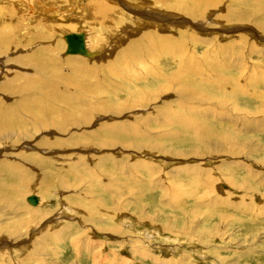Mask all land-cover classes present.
<instances>
[{"label": "rangeland", "instance_id": "obj_1", "mask_svg": "<svg viewBox=\"0 0 264 264\" xmlns=\"http://www.w3.org/2000/svg\"><path fill=\"white\" fill-rule=\"evenodd\" d=\"M175 1L0 0L7 7L0 9V109L11 110L0 118V175L4 163H13L24 169L19 185H26L18 200L0 205V264H264V0L193 6L198 14ZM229 9L241 17L223 19ZM104 10L108 16L101 18ZM72 32L84 33L90 56L66 54L64 36ZM143 32L170 35L168 52L182 54L186 69L223 74L243 92L228 88L224 104L220 94L200 102L181 98L174 77L159 76L161 89L146 100L128 101V91L116 88L112 101L109 90L121 78L99 70L81 79L106 91L89 94L80 106L90 99L99 107L86 122L72 124L69 105L84 90L66 83L74 75L66 61L111 63ZM39 50L61 63V77L51 78L55 88L48 91L54 110L40 117L28 108L37 94L25 90L50 82L31 64ZM118 70L143 74L124 64ZM175 101L183 102L182 110H173L187 121L204 119L213 134L231 135L233 143L215 135L193 143L176 133L159 113ZM98 197L103 206L92 201ZM86 207L97 212L88 216ZM131 220L146 226L135 230Z\"/></svg>", "mask_w": 264, "mask_h": 264}, {"label": "bare ground", "instance_id": "obj_2", "mask_svg": "<svg viewBox=\"0 0 264 264\" xmlns=\"http://www.w3.org/2000/svg\"><path fill=\"white\" fill-rule=\"evenodd\" d=\"M154 1H156V0H154ZM162 1L164 2V0H162ZM242 1H248V0H242ZM261 1L262 0H253V2H256L258 4H260ZM220 2H221V0H176L175 3L172 5L173 6L175 5L179 8H182L183 10H186L191 14L192 13L198 14V13H200V9L198 7L193 8V6H196V5H198V6L199 5L209 6L210 4L215 5V4H218ZM1 4L2 3H0V5ZM0 9H7V7H0ZM94 10H96V8H94ZM104 12H105V10L103 11V14H104ZM4 15H8V17L14 16L10 13L9 10H6L4 12ZM94 16L96 17V14H94ZM104 16H108V14L101 15V18H103ZM239 17H241V15H239V13L235 9H229L224 14L223 19L232 20L234 18H239ZM38 21L40 22L41 20L38 19ZM103 22L104 21L102 19L101 21H99V24L103 25ZM82 35H84V33H82ZM64 37H65L66 47H67V39H66V36H64ZM170 40H171V37H170V35H167V34H163V33L152 34V33L143 32L133 42H131L132 40H130L127 43V45H125L123 47V49L119 50V52H117L118 54L116 55L113 62L106 63L103 66H101V65H99V66L98 65H89L86 62L80 60L79 58L70 57V59H68L66 61V64L68 67H70V70L72 72H74V75L73 76L71 75L70 77L66 78L67 80H65V81L69 85L75 83L74 86L77 89L84 90V95L79 94L77 99L72 100V102L69 105L71 107L70 112L72 113V115H74L72 124L75 120L79 121L81 123L86 122L88 119V116L90 114V111L94 110V108L99 107V106L95 105L93 102H91L90 99H88L90 104L88 106H86L85 109H82L80 107V106H83L86 104L84 100H85V98H87V96L89 94L95 95L97 93V91H99V90L100 91H102V90L106 91L107 88H105L104 86H102V88H96L94 81L93 82H91V81L86 82L84 79H81L82 74L88 75V73H96L99 70L105 71V74H106V72L117 74L121 78V83H119L120 85L119 86H116V85L112 86L111 89L109 90V91H111L110 92L111 95H113L111 97L112 101H115L114 99L117 96V94L115 92L116 88H120V90H123V91L124 90L128 91V95L130 97V99H128V101H132L134 103H139V102H142L143 100H146L147 94L150 95V94L156 93L159 89H161L160 84L158 86L156 85V81L158 80L159 76L174 77L175 79H177L179 85L182 88V91L180 93L181 98H184V96H186L185 98L191 97L190 99H196L197 98L200 102L208 101V98H211L214 95H215L214 97L218 98L216 95L220 94L222 96V98L219 101H222V103L224 104V103H226V98H227V93L224 95V92L228 91V88H230V90H239L240 92H243V89L241 87H239V88H236L235 86L230 87V85H228L226 83V80H225L223 74L220 76L215 75V76L210 77V76H208V72L204 69H197V68L186 69L185 68V60H184L182 54H177V53L172 54V53L168 52V48L171 46ZM95 43H97V42H95ZM84 47L86 49L85 35H84ZM94 47H96V46H93L92 48H94ZM66 54H70V52L66 51ZM71 54H81V55H89V56L91 55L89 52H85V54L73 52ZM30 58H31L30 59L31 64L34 67V71L36 73H38L41 77H44V78L50 80V82H48V83L36 81V83L33 86H29L30 88L28 86H27V88H25V90H29V91L37 94V100L35 102L31 101L28 105V108H30V110H33L34 108H36L37 114L40 117L41 115L47 113L49 110H54V108L50 105L52 103V97L48 91H54V88H55V86H54L55 83H53L51 81V78L54 75H58L61 77V74L58 72L60 67H61V63H60V61L57 60L55 55H53V56L43 55L42 50L35 51ZM158 63L162 64V67H163L162 69L165 71L164 74H161V72H159V70L161 68L157 71V69L159 67L158 68L155 67L156 66L155 64H158ZM114 64H117V65L115 66ZM123 64L127 68L138 67L139 70H143V74H141V76H138L137 74H133V72L129 73L128 71L122 73L120 70H118V66L123 65ZM172 68H173V71H172ZM227 70H228V68H227ZM230 70H231V68H230ZM232 71H234V70H232ZM226 76H228V75H226ZM232 77H234V76H232ZM209 86H210V88H212V90L209 88ZM13 87L14 86L12 85L11 82L6 84V88L8 90H12ZM232 92H231V94L234 95V93H232ZM86 93H88V94H86ZM244 93H245V91H244ZM55 95L62 96V94H55ZM236 95H238V93L237 94L235 93V97H236ZM242 95H244V94H242ZM247 96H249V95H247ZM230 98L233 101L232 97H230ZM244 98H245V96H244ZM228 99H229V97H228ZM86 102H88V101H86ZM173 102L164 106L163 108H161L159 110V113L161 116H163V119L166 122H169L170 124H172L173 128L178 129V131L176 133H180L183 136H187V139L189 141H192L193 143L199 142V144L200 143L205 144V142L210 139L211 135H215V134H213V132L216 129L211 127V125L207 124L206 123L207 121H205L204 119L203 120L197 119L194 122L187 121L184 118L185 114L182 111L181 112H179L178 110L175 111L176 110L175 107H178V109L182 110L181 108L184 107L183 102H179V101H177V102L175 101L176 103H173ZM41 104L45 105L44 108L41 107ZM99 104H100V107H102L101 102ZM102 104H104V103L102 102ZM113 105H114V103H112V106ZM103 107H104V105H103ZM173 108L175 110H173ZM193 109L195 110L196 108H193ZM10 115H11L10 109H0L1 120L9 118ZM204 115H208V114H204ZM201 116H202V114H201ZM197 118H198V116H197ZM15 120H17V119H15ZM55 121H57L58 123L64 122L63 120H55ZM7 123L8 122H5L4 125L6 126ZM105 127L106 126H104V128ZM104 128H102L101 130H98V133L100 134L101 131H104ZM133 131H134L133 133H138L136 130H133ZM98 133H95V136ZM139 136H141V135H139ZM215 136L217 138H219V141H221L220 143H223L224 141L225 142L227 141L229 143L230 142L233 143V141H234V138L231 135L229 136V135H226L225 133L221 138L219 135H215ZM110 139H112V138H110ZM109 141H111V140H109ZM136 145H140L139 142L136 143ZM32 160L36 161V157L32 158ZM12 164L13 163H10V164L4 163L3 167H2V173L0 175V205H3L4 202L9 204L10 200H14V199L18 200V198H20L22 196V193L26 189L25 184L19 185V183L22 179L21 177L25 174L23 171L24 169L22 167L21 168L16 167ZM45 177H48V174H46ZM98 187L100 190H102V188L105 189L103 186L102 187L98 186ZM41 191H42V188H41ZM110 196H111L110 199L109 198L108 199L110 201H112L114 199V196L113 195H110ZM34 197H35V200L33 202L29 200V202H31V204H37L38 203L37 197L36 196H34ZM45 199L48 200L46 194H45ZM98 200H99V197H98V199L94 198L92 201H94L95 203H98V206L102 205L103 202L102 201L98 202ZM103 200H105V199H103ZM50 201H52V200H50ZM82 202L83 201H81V199H80V201H78L77 203L84 204ZM91 202H89V203L90 204L94 203V202H92V203ZM104 202L108 203V201H104ZM47 203L48 204L46 206V211L49 210L48 206H49L50 202H47ZM74 203H75V201H74ZM179 204H180V202H179ZM179 204H178V206H179ZM87 206H89V205H87ZM105 207H107V206L105 205ZM86 210L88 211V216H91L92 214H95L97 212L96 210L90 211V209H88L87 207H86ZM33 216L39 217V216H37V214L36 215L34 214ZM124 222H122V224ZM128 224H130L129 226H131L135 230H138L141 227L145 228V226H146V225L145 226L143 225L145 223L133 222V220H131V222L128 221ZM113 228L117 229V227H113ZM9 231L13 234L20 232L18 229L11 227V226H10ZM146 233L149 234L150 232L146 231ZM52 235H54V234H52ZM52 235L49 234L45 237H47V238L53 237Z\"/></svg>", "mask_w": 264, "mask_h": 264}, {"label": "water", "instance_id": "obj_3", "mask_svg": "<svg viewBox=\"0 0 264 264\" xmlns=\"http://www.w3.org/2000/svg\"><path fill=\"white\" fill-rule=\"evenodd\" d=\"M67 39V47L66 51L73 53V52H78L85 54L86 49L84 47V35L80 32H72V33H67L66 35ZM28 200L34 201L35 197L34 195H29Z\"/></svg>", "mask_w": 264, "mask_h": 264}]
</instances>
